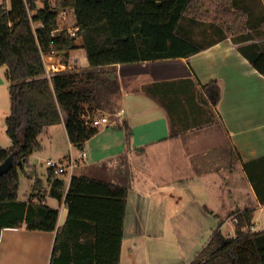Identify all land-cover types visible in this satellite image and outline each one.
Instances as JSON below:
<instances>
[{"label": "trees", "instance_id": "1", "mask_svg": "<svg viewBox=\"0 0 264 264\" xmlns=\"http://www.w3.org/2000/svg\"><path fill=\"white\" fill-rule=\"evenodd\" d=\"M259 0H10V7L0 0V66H7L10 82L11 112L6 117L10 148L0 147V164L12 157V168L0 176V239L2 229L27 222L30 230L54 231L59 210L46 204L18 200L21 172L31 155L41 149L40 136L49 127L65 123L70 142L82 148L99 132L94 120L103 100L107 71L118 64L187 58L204 49L194 35L202 19H209L208 9L215 8L210 27L219 28L220 39L231 34L244 44L239 50L264 75V47L253 31L264 32V7L255 9ZM39 3L42 6L39 7ZM264 4V0H262ZM73 11L75 36L58 31L61 13ZM206 33V32H204ZM234 34H236L234 36ZM86 51L89 67L70 69L49 77L43 54L55 51L68 57L78 38ZM197 37V38H195ZM223 91V82L214 79L206 84L192 78L156 82L147 92L160 98L171 123L187 122L201 126L200 118H211ZM200 116H197L199 115ZM210 113V115H209ZM209 116V118H208ZM122 128L126 126L123 122ZM244 170L259 200L264 203V157L244 163ZM51 171V170H50ZM51 196L61 199L66 182L55 175ZM128 188L84 175H72L66 191L68 215L57 231L53 247L54 264L64 232L77 230L88 220L97 234L113 236L121 254ZM236 237L219 228L190 264H264V232H255L254 210L236 213ZM101 238L98 237V241ZM97 264H101L98 258ZM106 264V263H104ZM111 264V261H110Z\"/></svg>", "mask_w": 264, "mask_h": 264}, {"label": "crops", "instance_id": "2", "mask_svg": "<svg viewBox=\"0 0 264 264\" xmlns=\"http://www.w3.org/2000/svg\"><path fill=\"white\" fill-rule=\"evenodd\" d=\"M4 1L10 7V0ZM68 12L74 25V12ZM195 32L198 38L204 34L201 26ZM225 35L228 37L222 40L216 35L203 44V50L187 58L102 68L107 71L105 83L111 80V98L102 106L109 113L104 112L102 117L114 114L118 121L104 125L82 148L70 142L64 122L48 128L47 144L40 136L41 149L31 155L21 172L31 183L30 191L22 199L18 194V200L58 209V224L54 231L30 230L27 222L3 228L0 264H51L57 231L67 220L66 191L74 174L129 186L121 254L118 244L115 248L117 264H190L196 258L212 234L204 241H136V235L129 233L167 221L166 214H171L168 221L194 230L198 238L217 224L222 232L225 226L233 230L232 216L254 210V231L264 232V203L244 170L245 162L264 157V75L239 50L244 43L235 41L231 34ZM49 61L58 63L59 57ZM185 78L201 84L214 79L223 82L222 96L213 113L225 143L217 144L209 137L215 122L209 116L199 117L201 126H191L193 119L173 124L160 98L147 92L153 83ZM123 122L124 128L119 126ZM60 136L79 153L75 157L71 150L69 156L59 155L60 160L73 156L76 166L72 175L59 176L66 182V190L57 199L50 194L54 180L50 169L47 174L39 173L32 158L40 159L42 164L52 158V154L38 152L54 146ZM81 151L87 153L86 157ZM121 157L127 158V176L121 175ZM155 199H159L161 214L156 217ZM86 221L79 230L73 226L64 232L60 243L63 258L58 254L54 264H97L98 258L101 264L113 263V236L97 234L94 222Z\"/></svg>", "mask_w": 264, "mask_h": 264}, {"label": "rangeland", "instance_id": "3", "mask_svg": "<svg viewBox=\"0 0 264 264\" xmlns=\"http://www.w3.org/2000/svg\"><path fill=\"white\" fill-rule=\"evenodd\" d=\"M50 1L52 3H54L56 0H50ZM262 7H264V4L262 3V0H259L258 4H256V6H255V9L258 11V13H260V11L262 10ZM207 15H208V17H210L209 19H202L205 21L203 23L204 25L201 26V30H204V32L211 29L210 24L212 22V18L215 15V8L213 5H211L209 7ZM61 21L62 20L59 17L58 23ZM74 25H73L72 15L69 12H67V20L63 23L61 22V26L62 27H72V30H73ZM220 27L223 30H225L223 25H217L215 29L219 31ZM216 30L212 29V30H209L206 33H204L201 37H199L197 39L196 44L197 45L198 44H204V43L210 41L211 39H213L217 34H219V32ZM252 34H253V37L258 40V43L264 47V32L262 33V32H258V31H253ZM235 35L236 34H234V36ZM77 45H78V47H76L74 50L69 52L68 57H64L63 55H57V57H59L58 63L60 62L62 64H67V68H68L67 70L78 69L79 71H82V70H85L86 68L89 67V62L87 59L86 51L82 47V39L80 37L77 40ZM6 72H7V66H0V147L5 148V149L10 148L12 146V141L10 140V137L7 135L6 131L4 130V128L6 126V122H5L6 116H8L11 112V99H10V91H9L10 82L7 79ZM109 73L112 74L111 71ZM100 97L103 100V104L105 101V105H106V101L110 100V98H111V80H110L109 84L108 83L104 84V88L100 92ZM104 112H106L107 114L109 113L106 110L100 109V111H98V113L96 115V119L102 117ZM107 117L112 122L118 120L114 114H109ZM211 119L213 120V122L215 121L214 124H211V126L214 128L212 131H214V132H212V134H208L209 137H213L215 139L214 141L217 144L222 143V142L225 143L224 134L221 131L222 129L219 126L220 122L218 121L216 114L212 113ZM104 125H106V124H102V125L98 126V128L100 129V128L104 127ZM109 128L113 129L115 127H112V128L109 127ZM41 138H42L43 144H47L48 138H47L45 133H43L41 135ZM204 141L207 144L208 137L205 138ZM209 141H211V140H209ZM71 150L73 152V155L76 157L77 154L79 153L78 149L76 147H70L68 141H66L63 138V136H60L54 141V146L48 147V149L46 148V150H44V151L41 150L38 153L41 152L42 154H44V155L47 154L48 156H49V154H52L51 155L52 159L60 160L59 155L61 156V158L65 157V156H69ZM32 159L35 160L38 172L42 173V174L43 173L47 174L48 167L46 166V164L45 163L42 164L40 159H35V158H32ZM119 160L120 161H118V162H120V167H121V171H122L121 175L122 176L129 175L128 171H127V173H128L127 174V173H125V170H124V166L125 167L129 166L128 162H127V158L121 157V158H119ZM132 172L137 173L136 171H134V169H132ZM30 184L31 183L29 182L27 176L21 174V184H20V188H19L20 199L25 198L26 194L30 191L29 190ZM127 188H129V186ZM172 201H173V199H172ZM170 202L171 201L168 200V202H167L168 205H170ZM155 203H156L154 206L155 210L153 211V213L155 212L154 215L156 217V216L161 215L159 213L160 212L159 211V207H160L159 199H155ZM170 216H171V214L164 215V217H166L165 219H167V221L161 220L160 222H158V224H152L146 230H139V229L134 230L133 229V230H130L129 233L136 235L135 236L136 241H204L205 237L209 236V234L213 235L214 231L218 228V224H217L212 229L207 230L206 233L201 232L199 234V237L197 236L198 238H196L194 230L189 229V228H184L180 224L168 221V218ZM261 222L264 223V213L261 216ZM229 231H231L230 227L225 226L223 233H225V235H226V233L228 234ZM41 253L39 254L40 257L42 256ZM27 261H28V259H27ZM27 261H26V263H27Z\"/></svg>", "mask_w": 264, "mask_h": 264}, {"label": "built area", "instance_id": "4", "mask_svg": "<svg viewBox=\"0 0 264 264\" xmlns=\"http://www.w3.org/2000/svg\"><path fill=\"white\" fill-rule=\"evenodd\" d=\"M60 19L62 20L61 22H65L67 20V12H63L60 14ZM61 22H59V29L58 31H62V30H68L69 33L73 36H75V25L73 27H62L61 26ZM57 54L55 53V51H51L48 54H43V60H44V64L47 70V74L50 77L51 74L55 73V72H59V71H64L67 70V64H62V63H52L49 61V59L56 57ZM118 121V120H117ZM111 121L108 117L104 116V117H100L94 120V125L96 126H100L102 124H109ZM81 155L83 157H86L87 153L85 151H81ZM46 166L48 167V169H50L53 174L55 175H65V174H69L72 175L76 166L75 163V159L73 156L68 157L66 160H55V159H47L45 161ZM231 220L235 226V228L231 231H229L228 235L229 237H236V224L238 223V218L236 215L231 217ZM252 231L255 230V227L253 226L251 228Z\"/></svg>", "mask_w": 264, "mask_h": 264}, {"label": "water", "instance_id": "5", "mask_svg": "<svg viewBox=\"0 0 264 264\" xmlns=\"http://www.w3.org/2000/svg\"><path fill=\"white\" fill-rule=\"evenodd\" d=\"M13 165L12 157H8L3 163L0 164V176L7 173Z\"/></svg>", "mask_w": 264, "mask_h": 264}]
</instances>
